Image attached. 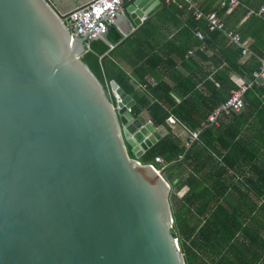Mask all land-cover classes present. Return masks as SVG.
I'll use <instances>...</instances> for the list:
<instances>
[{"label":"water","instance_id":"1","mask_svg":"<svg viewBox=\"0 0 264 264\" xmlns=\"http://www.w3.org/2000/svg\"><path fill=\"white\" fill-rule=\"evenodd\" d=\"M161 6L128 0L116 20ZM84 40L48 0H0V264H185L171 186L140 162L160 135Z\"/></svg>","mask_w":264,"mask_h":264},{"label":"crops","instance_id":"2","mask_svg":"<svg viewBox=\"0 0 264 264\" xmlns=\"http://www.w3.org/2000/svg\"><path fill=\"white\" fill-rule=\"evenodd\" d=\"M48 1L58 13L65 15L92 0ZM191 1L201 10L203 3L207 0ZM239 1L241 2V0ZM221 2L222 0H217L216 5H219V9L222 10L224 8L221 7ZM248 2L252 6L247 7L244 2H241L242 7L246 8L247 12L248 9L258 10L264 7V0H249ZM182 4L183 8L179 9L185 8L191 12L188 10L187 4ZM174 5L178 8L177 4ZM157 12L151 18H147V20L151 19L156 30L154 33L150 32V35L148 33L143 34V36L142 33L140 34L139 41L142 44L139 43L138 52H127L121 49L119 45L112 43L110 45L114 51L113 60L131 77L134 88L148 98L147 103L159 102L160 105L166 107L169 115L174 117L171 114L170 105L179 104L187 99L194 87L205 93L203 86L206 78L214 80L216 68L213 67L212 61H205L200 58H197L195 65L187 64L185 61L188 59L181 60L178 54L176 56V53L172 52L167 60L169 64L166 67L161 66L156 69L153 75L145 76V82L142 84V78L140 80L135 74L138 70L137 65H142V46L147 50L146 42L148 40L155 48L165 47L166 42L177 36L179 29L183 26V19L181 18L173 21L166 19L164 22L158 20L155 17ZM247 12L245 19L249 18ZM122 13L123 11L120 14ZM225 13L230 14L227 13L226 9ZM145 21L146 19L139 26H133L126 18L122 20L121 25L117 20L113 25L124 37H128L136 33ZM121 28L129 31V34L125 35ZM226 31L237 33L241 38L238 31L228 28ZM223 34L225 35V33ZM103 39L107 40V35ZM242 41L247 42V47L250 50L252 40ZM162 51H167V47L163 48ZM161 58H164L162 61H165V57ZM231 79L237 84L242 82L237 75H231ZM148 86H151L154 91L148 89ZM196 102L203 104L205 101L204 98L198 96ZM138 115L144 122L153 125L160 135V139L172 131L184 145L187 132L194 130L179 123L176 117H174L177 121L176 124H169L166 119L164 125L156 126L147 110L142 109ZM194 115H196L195 112H192L191 117L197 118ZM255 118L254 115L245 112L236 115L231 113L221 116L218 119V125L205 126L203 123L197 128L202 129L199 141L189 148L185 147L189 151V156H194L192 158L194 161H188V167L184 170L165 172L163 171L165 165L162 168L164 175L166 174V179H170L173 185L186 182L185 186L177 191L178 198L192 195L189 184L191 178L194 179L191 184L197 188L196 194L201 193V202L204 205L201 213L194 214L198 227L203 225L206 217H209L212 211L210 209L212 207H205V202H209L210 206L216 202L215 207L220 206L224 218L222 217L223 222L220 220L213 229L224 230L227 234L231 232L230 228L233 229V240L205 243L206 247L202 251L203 264H264V115L259 119ZM199 120L201 119L198 117ZM207 127L211 128L210 132L202 135ZM235 143L238 144L231 146ZM198 152H202L201 161L197 159L199 157ZM182 160L183 158L179 161Z\"/></svg>","mask_w":264,"mask_h":264},{"label":"trees","instance_id":"3","mask_svg":"<svg viewBox=\"0 0 264 264\" xmlns=\"http://www.w3.org/2000/svg\"><path fill=\"white\" fill-rule=\"evenodd\" d=\"M217 0H207L203 3L202 11L209 13L217 11L219 15L223 16L225 26L228 29L238 31L241 34L242 40L251 39L250 50L251 56L243 57L241 49L237 45L228 44V38L221 31L210 32L207 26V21L197 20L191 12H188L185 8L179 9L176 5H165L164 0H161L163 7L156 14V18L162 22L166 19L173 21L174 19H183V26L179 29L177 36L168 40L165 47L160 46L155 48L147 40V50L142 46V65H137L136 76L144 84V77L147 75H153L161 66L166 67L169 62L167 61L172 52L178 54L181 60L187 64L195 65L197 58L205 61H212L213 67L216 68L214 80L206 78L205 93L202 90L194 87L191 89V95L180 102L179 104L173 103L170 105L172 108L171 114L176 117L179 123L189 126L192 129H197L206 123L208 115L225 102L231 95V93L239 88L241 83H248L253 80V73L258 70L260 66V59L264 54V20L256 16H251L245 19L247 9L240 6L233 10L230 14L225 13V9H219V5H216ZM249 0H241L245 6H252ZM156 26L151 22V19L145 21L141 28L136 33L124 37L123 34L113 25L109 26L107 40L103 38L93 39L89 42L88 50L83 54L81 58L82 62L88 67V69L95 75L102 83L105 90H109V84L111 81H116L119 86L129 95L133 97L136 104L133 108V113L137 116L142 109L148 111L150 118L154 125H164L169 115L166 107L160 105L159 102L152 104L147 103L148 98L141 94L134 88L131 77L123 70V68L115 63L113 60L114 51L111 48L110 43L119 45L121 49L127 52L136 51L142 44L139 41V36L142 33L150 35L154 33ZM202 31L206 35L207 48L205 51L197 50L194 56H187L189 49L195 46H199L201 41L196 37V31ZM167 47V51H162ZM132 56L131 53H129ZM161 57H165V61H162ZM187 57V58H186ZM231 75H237L241 79V83H235L231 79ZM218 83L219 86H216ZM148 89L154 91L151 86ZM204 98V103H197V97ZM264 87L252 85L250 89L244 94L245 108L242 112L254 115L255 119H259L264 115ZM195 112L197 118H192L191 113ZM240 112V114L242 113ZM238 113H232L236 115ZM198 117L201 119L198 121ZM210 127H207L202 135L206 132H210ZM235 143L231 146H236ZM230 146V147H231ZM200 160L202 158V152H198ZM161 157L165 168L163 171L171 172L174 170H184L188 167V161H191L194 156H189V151L185 148V145L177 138L172 131H169L167 135L162 137L151 149H149L145 156L141 158L143 165H150L154 162V159ZM179 158H183L179 161ZM194 161V160H192ZM201 161V160H200ZM190 166V165H189ZM161 167H159L160 169ZM166 175V174H165ZM169 182L172 194H171V211L173 216V224L171 227V233L178 240V244L183 255L185 264H203L202 251L206 247L205 243H217L222 240L229 242L233 240V229L227 234L224 230H214L213 228L222 221L224 216L220 206H216V202L210 206L209 202H205V207L212 209L209 217L207 216L203 225L198 227L195 222V213H201L204 206L201 202V193L196 194V187L192 186L190 180V191L192 195H187L181 198L177 197V191L185 186L186 182H182L179 185H173L170 179ZM223 217V218H222ZM223 222V221H222Z\"/></svg>","mask_w":264,"mask_h":264},{"label":"built area","instance_id":"4","mask_svg":"<svg viewBox=\"0 0 264 264\" xmlns=\"http://www.w3.org/2000/svg\"><path fill=\"white\" fill-rule=\"evenodd\" d=\"M126 1L127 0H92L62 15V22L71 37L85 35L86 40H84V43L89 48V42L91 40L103 38L108 33L109 26L116 21L117 16L121 13V7ZM182 3L187 4L188 10L194 14L197 20L205 19L207 21L210 32L221 31L225 33L228 38V44L237 45L241 49L243 57L251 56L252 53L247 47V42L242 41L239 34L226 31L223 17L219 15L217 11L204 13L198 9L191 0H164L165 5L177 4L178 8H183ZM240 6H242V4L239 0H222L221 2V7L226 9L227 13H231ZM248 16H256L264 19V7L258 10L248 9L247 17ZM145 19L147 20V17L142 18V22ZM196 37L200 39L201 44L189 49L186 53L187 56H194L197 50L205 51L207 48L206 35L198 30L196 31ZM215 85L219 86L218 83H215ZM252 85L264 87V54L260 59L258 70L253 73V80L248 83H241L239 88L233 91L225 102L216 107L212 113L208 115L205 126L218 125V119L221 116L229 115L234 112H242L245 108L244 94ZM176 122L177 121L172 116L167 118V123L169 124H176ZM201 131L202 129L200 128L187 132L184 144L186 148L191 147L199 141ZM180 159L181 158H179V160ZM152 165L161 167L157 170L161 172L164 162L161 158L157 157L154 159Z\"/></svg>","mask_w":264,"mask_h":264},{"label":"rangeland","instance_id":"5","mask_svg":"<svg viewBox=\"0 0 264 264\" xmlns=\"http://www.w3.org/2000/svg\"><path fill=\"white\" fill-rule=\"evenodd\" d=\"M177 243H178V241H177Z\"/></svg>","mask_w":264,"mask_h":264}]
</instances>
